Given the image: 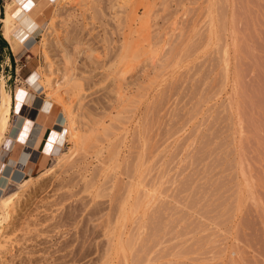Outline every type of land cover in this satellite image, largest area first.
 Segmentation results:
<instances>
[{"label": "rangeland", "instance_id": "rangeland-1", "mask_svg": "<svg viewBox=\"0 0 264 264\" xmlns=\"http://www.w3.org/2000/svg\"><path fill=\"white\" fill-rule=\"evenodd\" d=\"M24 1L26 2L24 3ZM34 1L35 0H0V28L1 25H3L1 30L11 32L17 30L20 22L17 17L9 13L12 12L17 2H21V7L26 10ZM41 1L42 0H36V3H40ZM125 1L127 0H63L58 4L53 1L45 2V6H42L44 11H41L43 15L35 18L39 27L32 33L31 43L18 53V55H15L13 70L8 79L6 88L12 91V93L14 92L13 96L15 100L17 99L16 94L18 91L22 90L23 93L28 91L24 99H21L23 100V103L21 102V114L26 116L29 120L25 122L19 137L26 135L27 138L34 120L40 123L43 128H46V133L44 140H42L41 147L39 148L41 153L39 162L36 163L39 159L38 157L37 160L31 161L36 164L24 166L18 162L13 163L15 171L10 180H6L2 177L1 170L4 164L8 162L6 158L10 156L12 160H15L16 157L9 155V153L7 154L5 151L0 154V196H8L15 192L17 194L9 219L0 224V230L3 229V236H5L4 239L6 240L0 247V264H124L121 263L122 253L119 251L118 243H126L127 240H131L134 244L131 250L128 249L126 251L129 263H136L137 259L139 261L140 257H142L145 252V254H148L146 258L155 257V260L150 259V261L145 262L144 259V261L141 259V263L159 264L175 261L173 263L219 264L221 261L220 264H228V262L232 263L231 258L237 254H241V251L244 250L246 255L258 262H255L256 264H264V213L261 209H250L246 202H234L230 208L231 211H228L225 215L226 217L224 216L222 220L216 217L212 218L211 216H201L194 210L189 209L186 222L179 221L181 230L179 227H176L177 223L174 226V222L179 220V214L165 217L166 219L164 218V223L170 222L169 219L173 220L174 222L170 227L172 229L174 226V229L177 231L173 230L172 233L167 235L169 239L172 237V240H169L171 242L168 240L165 241L164 237L166 235H164L163 241L160 240L161 235L164 233L163 231L156 233L155 230L151 229L147 224L145 225L146 228H142V232L141 229L138 228L140 224L139 221L125 219L115 210V207L113 208V203H117L114 201L115 199L113 200L114 188L121 170L113 167L109 162H105V157H107L105 149L108 143L107 140L111 142L123 140L120 148L121 152L124 154L128 146L132 145L131 140L135 133H141L140 135L142 136V128L150 125V128L152 127L151 135H153L155 139H161L165 148L161 146L162 148H158L159 151L157 149V154L161 155L158 159H161V163L162 159L163 161H169L168 163L171 167L168 169H170L172 174H170V172L165 173L164 179H169L168 176L174 175L183 164L185 166L187 165L184 170L185 175L188 173L193 175L195 184L197 182L198 184L206 182V184L209 183L208 185L212 189L220 185L219 187L221 188L219 189L222 191V198L220 196V199H217L218 195H212L210 198H206L207 200H213L215 198V202L213 201L215 204L219 205L221 200H223L222 203L226 205L230 203L232 199L230 198L227 200L228 202L225 203L226 199L231 197L234 193H232V191H235V189L242 191L244 182L240 173L238 171L236 172V169L232 167L234 166L233 164L238 162V153H240L238 139L240 137L241 140H244L248 144L252 142L255 143L256 141L254 148L257 147L260 152L261 147L264 146V139H259L262 135V137H264L262 133L264 132V106L261 103L260 106L258 104L257 106L256 104H253L254 106L252 105V107L255 108V110H252L253 108L250 109L254 112L252 116L257 119V123L261 118V121L259 120L260 125L257 123L255 125L253 124L255 128L253 127L252 133L251 130H243L246 132L243 137L240 135V132L237 131L238 125L234 107L232 106L229 111L227 106V109L225 108V105L228 101H231V99H233L232 103H234V100L243 101L248 99V101H263L264 99V0H223L224 6L221 4L222 0H142V2L141 0H128L130 6L134 5L135 7L132 6V8L140 15L144 11V7H148V29L151 30V36L155 34V39L153 37L152 41L157 40L155 44H153L154 46L152 45L154 48L160 51L162 50L161 43L164 41L171 42L173 38V43L171 44L176 45L174 39L178 41V38L181 40L185 39L186 36L189 38V42L192 40L191 45L192 47L194 46L193 49H190V53H188L187 56L171 57V60H174V58L175 60L171 61L169 59L167 65H165V59H160L159 54L156 53V59L152 56V58L148 60L149 55L146 57L147 59L142 57L140 60H143L141 62L139 61L140 63L138 62L136 67H127V64L121 61L118 56L116 57L114 53L115 45L118 44L121 36L120 32L127 29L126 20L129 17L130 7L128 5L129 3H125ZM222 6L226 9L225 12L223 11L224 27H226V29L223 31L224 34L222 33V38L224 39L222 40L225 42L224 47L227 48V50L229 49L228 51L226 50V56L228 55V57H226L228 58L227 66L230 70L228 71L229 73H227V79L222 75L221 70L225 63L218 58L219 55L217 53L215 54L218 48L215 36H217L216 33L219 31L218 29L220 26L217 25V22L219 23L218 16L220 17L217 12H219ZM54 11L56 13L55 15ZM243 17H246V19ZM50 18H53V25L52 27H47ZM210 19L215 22V25L212 23L213 30L216 29L214 31L215 33L212 35V39L207 33L208 30H205L209 26ZM243 24L245 28L242 27ZM246 25L250 26L247 27ZM46 27L48 28L47 32L45 29ZM202 28H204L203 31L206 32L202 33ZM198 29L203 34L202 38L201 35H196V32L201 34ZM243 30L246 32L242 33ZM247 31L250 34H248ZM180 33L182 36L179 35ZM246 33L248 37H246ZM253 33H255V35ZM242 34L244 37H242ZM234 35L238 36V38L241 37V41L236 37V42H240V44L238 43L239 47L236 43V49H239L238 52V49L236 50V53L232 50L231 44L232 36ZM204 37H206V39L203 41ZM249 37L250 39H246ZM209 38L211 40H209ZM243 38L248 41L245 45L244 42L246 40L243 41ZM160 39L161 41L159 42ZM222 40L220 42L224 45ZM252 41L254 43H252ZM159 44L161 45L159 46ZM246 44L249 48L246 47ZM250 44L254 47H251ZM152 46L150 47L153 48ZM166 46L167 45H165V47ZM64 48L69 52H67L68 54H72L71 63L64 61L66 62V64L64 63L65 65L62 64L63 60H65ZM244 49H246V51L243 53ZM247 51L249 54H247ZM251 53L253 57H250L252 56ZM215 55L218 59L214 58ZM157 58L160 59L159 62H156ZM237 58H239L238 62ZM147 61H151V63ZM152 61L155 62L153 63ZM248 61L251 63L253 61L255 62L248 64ZM45 62L49 64L47 69H45L44 66V64H46ZM235 63L244 64L238 65ZM147 64H149V67ZM150 65L152 67H150ZM61 68H65L63 69L65 73L70 72L68 70H71L70 74L74 72V76L77 77L76 81H78L76 84L67 83L62 84V86L59 84L60 87L58 86L57 92H54L48 80L52 81L53 79H58ZM236 68H240L241 71L245 70L242 71L244 73L243 77L246 75V78H248L247 80H245L246 78L243 79V81H248L249 79L247 86L245 81V83L243 82L242 84L239 81V84L235 85L238 83L235 78ZM220 73L221 76H223V80ZM256 74H258L257 78ZM220 78L221 80H219L220 82L217 84ZM249 83L251 85H249ZM255 84H257V87ZM240 85L241 88L244 86V91L242 89L244 92L243 97ZM195 87H197L196 90H194ZM231 89H233L234 93ZM259 89L260 91H258ZM119 90H122L121 92L125 91L123 93L127 96L129 95L127 101L139 100L141 103L139 104L140 108L136 114H131L134 105H128V115L127 112H125L126 109L122 111L120 114L123 115V120L121 119V122L118 123L115 122V117L118 111L122 109V106L119 104V101H122V99L120 97L118 98L119 94H117L120 92ZM235 90L237 93H235ZM238 90L240 91V95ZM249 90L251 91L249 92ZM252 92L256 93L252 96ZM162 93L164 94L163 97ZM257 95L259 97L261 96L260 99ZM130 96L133 98L132 100H130ZM45 99H49V101L52 102L51 107L48 112H39L37 109L41 107L40 104H42ZM27 101H29V103L25 104ZM196 102L198 105L195 104ZM154 104L159 106L156 108ZM62 105L72 110V117L74 120L72 119L70 124L66 125L68 122H66V118L64 117L66 115L62 111ZM148 108L152 110L150 113L147 112L149 110ZM256 108H258V110ZM156 110L158 111L156 112ZM259 110H261V113L255 114L256 111L259 113ZM258 115L260 117L259 119ZM19 116V114L16 115L14 120L13 117H9L8 128L11 127L9 134L12 136L16 135L20 127ZM139 119L141 121H139ZM174 119L178 123L174 124ZM150 120L154 123H151ZM183 120L185 121L183 122ZM82 121H84V133ZM111 122L113 124H111ZM109 123L111 125L115 124L113 127L111 126L112 130L109 129ZM184 123L186 124L184 125ZM72 124L74 126L73 128ZM177 124L178 127L176 128ZM87 126L89 130L92 129L93 133L86 130ZM173 126H175L177 130H175ZM67 127L69 128L68 130ZM105 128H108V131L111 130L112 132L106 131L107 133H104L105 130L103 131V129ZM80 129H82V133L80 132V134L86 136L93 134L94 137L97 136L96 138H99L98 135H100L102 138H99L98 143L93 147L92 145L90 147L88 146L89 143H86L87 140L85 141L86 144L84 141L82 143V140H80L81 138L79 141L77 140L79 143L81 142L80 144H78V142L77 144L76 142L73 143L74 141L71 138L75 132L74 137H76L78 135L77 133H79L77 131ZM165 129L170 131L168 135L164 134L167 132ZM193 129L195 130L193 131ZM249 129H252V126ZM173 130L175 133L177 132L175 134L176 136ZM254 131H257L256 133L258 135ZM96 132L97 134H95ZM190 132L192 134H190ZM58 133L60 137L58 152L64 153L66 157L71 153H75L76 155H72V158L74 157L73 159L75 160L71 159L69 155V160L67 158V160L57 161L56 156L50 153L54 149L52 146H54L58 138ZM104 135H106L107 139L105 138L103 142ZM167 137L168 140H166ZM207 137L211 139L208 140ZM249 137L252 139V142H250ZM5 138L7 143V135ZM86 138H88V136ZM25 140L19 139L18 141L24 143ZM163 140H166V142ZM167 143L169 144L167 145ZM202 143L205 145L208 143V145H206V150L209 152V155L201 161H197L198 164L196 165L195 163L197 162H192L190 166V160L184 158V149L189 151ZM165 144L167 147H165ZM178 145L180 147H176ZM250 146L253 145L251 144ZM101 147L102 152H96V150ZM85 148L88 151H85L86 154L84 152V150H86ZM257 148L255 149L257 150ZM6 151L8 150L6 149ZM258 151L256 154L253 148L251 149L253 155H257V157L260 158L259 161L256 160L255 164L262 169L260 172H257L258 177L262 180L264 177L262 175L264 173V155L260 157L261 153L258 154ZM4 152L5 155L2 159ZM66 157L63 159H66ZM213 159L216 160L214 161ZM67 161H69L68 163L70 164H67ZM63 162H65V164H63ZM25 178L29 179V181L25 186H21ZM239 180L242 181V185ZM258 181L260 180H257V182ZM112 184L114 185L113 188H111ZM235 184H237V188ZM107 190H109V193ZM121 192L122 191H120V193ZM261 192L264 196V183L258 182L254 195L258 202H264L259 201L260 195L258 194ZM263 196L260 197V200H264ZM161 198L166 199V196L163 194ZM263 204L264 203H261V205ZM261 208L264 211V206ZM236 209L238 210L236 211ZM257 209L263 214H260L261 212ZM235 211L238 216H235L237 215ZM244 211L246 215L251 212L248 216L247 223L243 220V215L245 216V213H243ZM255 211L257 215H255ZM133 222H136V225ZM230 225H232V227ZM182 226L183 228L187 227V229H182ZM178 231L183 235H180ZM173 233H175V235ZM214 234L216 235L218 243L217 246L212 247L211 244L208 242L206 243V241L210 235L215 237ZM202 235L204 237H202ZM173 236H175L174 240ZM243 238L244 241L242 240ZM157 240L162 242L157 244ZM202 244L204 246H202ZM140 247L143 249L140 250ZM187 247L188 249L186 250ZM182 250L186 252L184 253L185 259L172 256L174 253ZM133 253L136 256L139 255L137 259ZM132 256L136 259L135 262L131 260Z\"/></svg>", "mask_w": 264, "mask_h": 264}, {"label": "bare ground", "instance_id": "bare-ground-1", "mask_svg": "<svg viewBox=\"0 0 264 264\" xmlns=\"http://www.w3.org/2000/svg\"><path fill=\"white\" fill-rule=\"evenodd\" d=\"M50 1H53V2H56L57 4L58 3H60V2H62L63 0H50ZM128 1V0H127ZM127 1H125V3H129V1L127 2ZM132 1V0H131ZM166 1V0H165ZM169 1V0H168ZM189 1V0H188ZM210 1V0H209ZM239 1V0H238ZM84 2V1H83ZM141 2H142V0H141ZM216 2V1H215ZM124 3V2H123ZM133 3V2H132ZM149 3V2H148ZM226 3V2H225ZM63 4V3H62ZM141 4V3H140ZM146 4V3H145ZM217 4H218V2H217ZM221 4H223V6H224V2H223V0H222V3ZM227 4V3H226ZM129 5V17L127 18V29L125 30V31H123V32H120L121 33V36H120V38H119V42H118V44L117 45H115V48H114V53H115V55H116V57L118 56L119 57V59L121 60V61H123L124 63H126L127 64V67H136L137 66V64H138V62L140 61H142V60H140L142 57H145V59H147L146 57H148V55H149V57H148V60H149V58H152V56H153V58H155L156 59V53L157 54H159V57H160V59L161 58H164L165 59V61H166V64L165 65H167V63H168V60L170 59L171 60V57L173 58V57H175L176 58V56L178 57H181V56H187L188 55V53H190L189 51H190V49H193V47H192V45H191V43H192V40H191V42H189L188 40H189V38H187V36H186V38L185 39H181V40H179V38H178V41L177 40H175L174 39V43L176 44V45H174V44H171V43H173V38H172V40H171V42L170 41H164L163 43H161V44H159V46L161 45V49L162 50H157L156 48H154L153 46V44H155V42L157 41V40H155V41H152V39H153V37H154V35L153 36H151L150 34H151V30L150 29H148V24H147V22H149L148 21V15H149V9H148V7L147 6H145L144 8V11L141 13V15L140 14H138V13H136V10L134 9V8H132V6L133 7H135L134 5H132V6H130V3L128 4ZM178 5V4H177ZM222 6V8L219 10V12H217V13H219L218 15H220V17L218 16V20H219V23L217 22V25L219 26V31L216 33L217 34V36H215V38H216V42H217V49H216V52H215V54L217 53L218 55H219V59H221L222 61H224V65H223V67H222V75L227 79V73H229L228 71H230L229 70V67L227 66V62H228V58H226V57H228V55L226 56V50H227V48H225L224 46H225V42L223 41L224 39L222 38V33H223V31H224V29H226V27H224V20H223V18H224V13H223V11L225 12V8ZM241 6H243V5H241ZM244 6H245V4H244ZM220 7V6H219ZM219 7H216V8H219ZM55 8V7H54ZM183 8V7H182ZM227 8V7H226ZM240 8V7H239ZM169 9V8H168ZM176 9V8H175ZM243 9V8H242ZM152 10V9H151ZM18 11V10H17ZM21 11V10H20ZM170 11V10H169ZM208 11H210V10H208ZM201 12V11H200ZM200 12H199V14H200ZM188 13H189V11H188ZM216 13V14H217ZM246 13V12H245ZM22 14H24L23 15V18L21 19V22H20V26L18 27V29L16 30V31H14L15 32V36L16 37H18L17 39H14V38H12V41H11V43H12V45L13 46H19V45H27L28 46V44H30L31 43V40H32V33H33V30L36 28V27H39V25H37V23L35 22V21H33L32 19L33 18H30L31 16L28 14V13H22ZM56 13H55V11H54V15H55ZM138 14V15H137ZM244 14V13H243ZM54 15H53V18H54ZM245 15V14H244ZM243 15V16H244ZM248 15V14H247ZM252 15V14H251ZM34 16V15H33ZM94 16V15H93ZM151 17V16H150ZM149 17V18H150ZM251 17V16H250ZM53 18H50V20H48V25H47V27H52V23H53ZM208 18H210V17H208ZM217 18V17H216ZM244 19H246V17H243ZM199 19V18H198ZM239 19V18H238ZM20 20V19H19ZM247 20H248V17H247ZM250 21V20H249ZM129 22V23H128ZM189 22H191V21H189ZM206 22V21H205ZM248 22V21H247ZM254 22V21H253ZM11 23V22H10ZM124 23V22H123ZM212 23L214 24L215 22L212 20L211 21V19H210V21H209V26H208V28L207 29H205L206 31L208 30V34L210 35L209 37L212 39V35L215 33L214 31L216 30H213V28H212ZM233 23V22H232ZM245 23V22H244ZM250 23V22H249ZM205 24V23H204ZM257 24V23H256ZM185 25V24H184ZM192 25V24H191ZM215 25V24H214ZM236 25V24H235ZM251 25H252V23H251ZM151 26V25H150ZM193 26V25H192ZM203 26V25H202ZM225 26H226V24H225ZM247 27L248 26H250V25H246ZM45 28L46 29V32H47V30H48V28ZM176 27V26H175ZM184 27V26H183ZM182 27V28H183ZM207 27V26H206ZM221 27V28H220ZM230 27V26H229ZM240 27V26H239ZM242 27H244L245 28V25L243 24V26ZM180 28H181V26H180ZM194 28V27H193ZM236 28V27H235ZM244 28H242V29H244ZM203 29L204 28H202V31H203ZM240 29V28H239ZM123 30V29H122ZM258 30V29H257ZM156 31V30H155ZM180 31V30H179ZM181 31H183V30H181ZM198 31H199V29H198ZM206 31H203L202 33H204V32H206ZM238 31V30H237ZM8 32V31H7ZM200 33H201V31H199ZM240 32V31H239ZM245 33L246 31L245 30H243L242 31V33ZM11 33V32H10ZM182 33V32H181ZM179 34V35H181L182 36V34ZM198 34V32H196V35L197 36H199V35H201V38L203 37L202 35L203 34ZM234 33V32H233ZM241 33V32H240ZM247 33H248V31H247ZM247 33H246V37H248L247 36ZM259 33V32H258ZM224 34V33H223ZM239 34V33H238ZM237 34V35H238ZM248 34H250V33H248ZM254 35H255V33H253ZM257 34V33H256ZM49 35H50V33H49ZM205 35V34H204ZM11 36V35H10ZM157 36V35H156ZM240 36H241V34H240ZM49 37V36H48ZM47 37V38H48ZM196 37V36H195ZM224 37V36H223ZM236 37H237V39H240V41H241V37H239L238 38V36H232V42H231V44H232V50L236 53V50L238 49H236V47H237V44L239 43L240 44V42H236ZM242 37H244V35L242 34ZM209 38V40H211ZM154 39H155V37H154ZM194 39H196V38H194ZM198 39V38H197ZM206 39V37H204V39H203V41ZM208 39V38H207ZM223 39V40H222ZM246 39H250V37L249 38H246ZM246 39H242L243 41L244 40H246ZM48 40V39H47ZM170 40V39H169ZM222 40V42H224L223 44L224 45H222L221 44V41ZM161 41V39L159 40V42ZM193 41H195V40H193ZM208 41V40H207ZM237 41H239V40H237ZM242 41V42H243ZM247 41V40H246ZM244 42V45H245V43H248V41L247 42ZM200 42V41H199ZM50 43V42H49ZM197 43V42H196ZM237 43V44H236ZM251 43V42H250ZM252 43H254L253 41H252ZM74 44V43H73ZM77 44V43H76ZM75 44V45H76ZM195 44V43H194ZM239 44H238V47H239ZM46 45V44H45ZM67 45V44H66ZM74 45V47L76 48V46ZM79 45V44H78ZM153 45V46H152ZM165 45H167L166 47H165ZM197 45V44H196ZM244 45H242L243 47H244ZM247 45V44H246ZM253 45V44H252ZM150 46H152L153 48H151ZM228 46V45H227ZM250 46H251V44H250ZM65 47V46H64ZM79 47V46H78ZM149 47V48H148ZM243 47H240V48H243ZM246 47H248L249 48V46L247 45ZM246 47H244V48H246ZM251 47H254V46H251ZM110 48V47H109ZM259 48H260V46H259ZM74 49V48H73ZM195 49V48H194ZM255 49V48H254ZM15 50H17V49H15ZM63 50H65V48L63 49ZM229 50V49H228ZM227 50V51H228ZM242 50V49H241ZM74 51V50H73ZM239 51V49L237 50V52ZM244 51H246V49H244L243 50V53H244ZM65 52V54H64V59L65 60H63V58H62V60H63V63L62 64H66V62H69V63H71V58H72V54L70 53V54H68L69 52L67 51V50H65L64 51ZM68 52V53H67ZM193 53H195L194 51H192ZM250 52V51H249ZM255 52V51H254ZM242 53V52H241ZM246 53V52H245ZM227 54H228V52H227ZM234 54V53H233ZM247 54H249L248 53V51H247ZM246 54V55H247ZM114 55V54H113ZM154 55H155V57H154ZM246 55H244L245 57H247ZM251 55H252V53H251ZM234 56V55H233ZM250 57H253V55L252 56H250ZM175 58H174V60H175ZM214 58H217L216 57V55L214 56ZM217 58V59H218ZM240 58H243V57H240ZM46 59V58H45ZM154 59V60H155ZM159 58H157V60H156V62H159L160 61V59L158 60ZM226 59H227V61H226ZM238 59L239 58H237V62H238ZM256 59V58H255ZM153 60V59H152ZM174 60H171V61H174ZM180 60H182V59H180ZM185 60V59H184ZM261 60V59H260ZM64 61H66V62H64ZM245 61V60H244ZM249 61H250V59H249ZM247 62L248 64L250 63V64H252L253 62H255V61H253L252 63L251 62ZM258 61H259V59H258ZM139 62V63H140ZM148 63H151V61L149 62V61H147ZM153 62V61H152ZM155 62V61H154ZM153 62V63H154ZM46 63V62H45ZM50 63V62H49ZM165 63V62H164ZM170 63V62H169ZM172 63V62H171ZM216 63V62H215ZM247 63H245V64H247ZM264 63V62H263ZM64 64V65H65ZM158 64V63H157ZM202 64V63H201ZM235 64H238V63H235ZM239 64H241V65H243L244 63H239ZM238 64V65H239ZM148 65V67H149V64H147ZM153 65V64H152ZM170 65V64H169ZM44 66H45V69H47V67L49 66V64H44ZM140 66H141V64H140ZM157 66V65H156ZM150 67H152L151 65H150ZM165 67V66H164ZM168 67V66H167ZM166 67V68H167ZM238 67H240V66H238ZM250 67H251V65H250ZM154 68H155V66H154ZM165 68V69H166ZM242 68V67H241ZM249 68V67H248ZM263 68H264V66H263ZM262 68V69H263ZM63 69H65V68H63ZM63 69L61 68L60 69V74H59V77H58V79H53L52 81H50V80H48V82H50V85L52 86V88H53V91L54 92H57L56 90H57V88H58V86H59V84L62 86V84H67V83H73V84H76V82L78 81H76V78L77 77H75L74 76V72H73V74L71 73L70 74V72H71V70H68V71H70V72H68V73H65L64 71H63ZM73 69V68H72ZM147 69V68H146ZM247 69V68H246ZM261 69V70H262ZM62 70V71H61ZM145 70V69H144ZM207 70V69H206ZM257 70V69H256ZM258 70H259V68H258ZM147 71V70H146ZM187 71V70H186ZM242 71H245V70H242ZM241 71V69L240 68H236V74H235V78H236V80L238 81V83L237 84H235V85H238L239 84V81H240V83L242 84L245 80H247V78H246V75H244V77H243V72ZM263 71V70H262ZM54 72V71H53ZM66 72H67V70H66ZM196 72V71H195ZM247 72H248V69H247ZM257 72V71H256ZM154 73V72H153ZM246 73V72H245ZM146 74H148V73H146ZM145 74V75H146ZM161 74V73H160ZM233 74V73H232ZM258 74H256V78L258 77L257 76ZM220 76H221V73H220ZM223 76H221L222 77V80H223ZM227 76V77H226ZM189 77V76H188ZM151 78V77H150ZM246 78V79H245ZM46 79H48V78H46ZM243 79H245L244 81H243ZM252 79V78H251ZM251 79H250V83H251ZM200 80H201V78H200ZM219 80H221V78L220 79H218V83L217 84H219ZM235 80V81H236ZM260 80H262V79H260ZM248 81H249V79H248ZM248 81H245L247 84H246V86L248 85ZM187 82H188V80H187ZM229 82V81H228ZM244 82V83H245ZM252 82H253V80H252ZM256 82V81H255ZM3 83H4V81H3V79H1V81H0V154H1V152H3L4 151V149H5V147H7V145L9 144V142H12V141H15V138H11L10 137V134H9V131H10V128H8V120H9V111H10V95L8 94V93H6L5 92V89H4V87H3ZM40 83V82H39ZM173 83H175V82H173ZM178 83V82H177ZM196 83V82H195ZM227 83V82H226ZM249 83V85H251ZM41 84V83H40ZM79 84V83H78ZM115 84V83H114ZM263 84H264V82H263ZM257 84H255V86H256ZM68 86V85H67ZM202 86V85H201ZM244 86H245V84H244ZM244 86H242V88H241V85H240V88H241V94H242V97H243V91H244V89H243V87ZM245 86V87H246ZM259 86V85H258ZM43 87V86H42ZM60 87V86H59ZM66 87V86H65ZM126 87V86H125ZM257 87V86H256ZM143 88V87H142ZM237 88H239V87H237ZM237 88H236V90H237ZM252 88V87H251ZM259 88V87H258ZM257 88V89H258ZM60 89V88H59ZM119 89V88H118ZM197 89V87H195V89L194 90H196ZM208 89V88H207ZM242 89H243V91H242ZM193 90V91H194ZM232 90V92H233V89H231ZM236 90H235V93H237L236 92ZM263 90V89H262ZM120 91V92H119ZM118 92L119 93H117V94H119L118 95V98L120 97L121 99H122V101H119V104L122 106V109H120L121 111H118V113H117V116L115 117L116 118V121L115 122H121V119L123 120V118H122V114H120L122 111H124L125 109H126V111L125 112H127V115H128V111H129V108L127 109V106L129 105V106H133L134 105V107H133V109L131 110L132 112H131V114H136V112L139 110V108H140V106H139V104L141 103L139 100L138 101H133L132 99V97L130 96V100H132V101H127L128 99H129V95L127 96L125 93H123V92H125V91H123V92H121L122 90H119ZM167 91V90H166ZM239 91V90H238ZM245 91H246V88H245ZM251 90H249V92H250ZM252 91H253V88H252ZM258 91H260V89L258 90ZM64 92V91H63ZM66 92H68V91H66ZM163 92H165V91H163ZM208 92V91H207ZM207 92H205V93H207ZM134 93V92H133ZM132 93V94H133ZM139 93V92H138ZM197 93V92H196ZM234 93V92H233ZM233 93H232V95H233ZM254 93H256V92H254ZM254 93L252 92V96L254 95ZM264 93V92H263ZM56 94V93H55ZM67 94V93H66ZM160 94V93H159ZM201 94H202V92H201ZM246 94H248V93H246ZM258 94H259V92H258ZM52 95V94H51ZM50 95V96H51ZM54 95V94H53ZM137 95V94H136ZM136 95H134V96H136ZM239 95H240V91H239ZM49 96V97H50ZM164 96V94L162 93V97ZM171 96V95H170ZM234 96V95H233ZM238 96V95H237ZM258 96V95H257ZM142 97V96H141ZM194 97H195V92H194ZM199 97V96H198ZM241 97V98H242ZM259 97V96H258ZM261 97V96H260ZM260 97H259V99H260ZM69 98V97H68ZM209 98V97H208ZM207 98V99H208ZM234 98V97H233ZM238 98H239V96H238ZM248 98V97H247ZM76 99V98H75ZM135 99V98H134ZM154 99V98H153ZM156 99V98H155ZM205 99V98H204ZM203 99V100H204ZM243 99V98H242ZM251 99V98H250ZM255 99V98H254ZM258 99V98H257ZM232 100L233 99H231V101H228L227 103H226V105H225V108H226V106H227V108L229 109V111H230V108L233 106L234 107V112H235V114H236V117H237V131H239L240 132V135H244L246 132H244L245 130H247V131H249V130H251V133L253 132L252 130H253V127L255 128V126H253V124L255 125L257 122V119H255V117H253L252 116V113H254V112H252V110H255V108H253L252 107V105L254 104H256V106H257V104L260 106V103L261 104H263V106H264V99H263V101H257V100H255V101H248V99L246 100H243V101H240V100H234V103H232ZM152 101V100H151ZM191 101V100H190ZM189 101V102H190ZM61 102H64V101H61ZM153 102V101H152ZM199 102H201V101H199ZM263 102V103H262ZM51 103L52 102H50L49 101V99H45L44 100V103H43V106L41 107V111L42 112H48V110H49V108L51 107ZM71 103V102H70ZM148 103V102H147ZM151 103V102H150ZM157 103V102H156ZM155 103V104H156ZM162 103V102H161ZM202 103V102H201ZM200 103V104H201ZM64 104V103H63ZM154 104V106H156ZM158 104H160V103H158ZM196 105H198L197 104V102L195 103ZM78 105V104H77ZM147 105V104H146ZM161 105V104H160ZM203 105V104H202ZM253 105V106H254ZM67 106V105H66ZM157 106H159V105H157ZM157 106H156V108H157ZM162 106V105H161ZM182 106V105H181ZM193 106V105H192ZM223 106V105H222ZM62 107H63V109H62V111H63V113L66 115V116H64L65 118H66V122H68V123H66V125L67 124H70V122L72 121V119H73V117H72V110L71 109H69V108H67V107H65V106H63L62 105ZM126 107V108H125ZM217 107V106H216ZM162 108V107H161ZM160 108V109H161ZM191 108V107H190ZM226 108V109H227ZM251 108H253L252 110H250ZM260 108V107H259ZM79 109V108H78ZM150 111H149V110ZM147 110V112H151L152 110H151V108H148ZM159 109V110H160ZM175 109V108H174ZM214 109V108H213ZM233 109V108H232ZM257 110H258V108H256ZM261 109V108H260ZM40 110V109H39ZM154 110V109H153ZM191 110H192V108H191ZM217 110H218V108H217ZM262 110V109H261ZM261 110H259V113H258V111H256L255 112V114H260L261 112ZM141 111V110H140ZM158 110H156V112H157ZM194 111V110H193ZM215 111V110H214ZM251 111V112H250ZM79 112V111H78ZM124 112V113H125ZM155 112V111H154ZM153 112V113H154ZM156 112H155V114H156ZM186 112H187V110H186ZM185 112V113H186ZM196 112V111H195ZM199 112V111H198ZM217 112V111H216ZM174 113V112H173ZM188 113H189V111H188ZM230 113H233V112H230ZM79 114H80V112H79ZM84 114V113H83ZM82 114V115H83ZM187 114V113H186ZM188 115V114H187ZM74 116H76V115H74ZM85 116V115H84ZM83 116V117H84ZM150 116V115H149ZM155 116V115H154ZM154 116H152V117H154ZM180 116V115H179ZM194 116V115H193ZM196 116V115H195ZM234 116V115H233ZM147 117V116H146ZM157 117H158V115H157ZM184 117H185V115H184ZM213 118H215L214 116H212ZM223 117V116H222ZM126 118V117H125ZM149 118H151V117H149ZM177 118H179V117H177ZM260 117H259V115H258V119H259ZM77 119H79V118H77ZM155 119V118H154ZM158 119V118H157ZM157 119H156V121H157ZM216 119V118H215ZM263 119V118H262ZM74 120V119H73ZM153 120V119H152ZM175 120V119H174ZM181 120V119H180ZM209 120V119H208ZM260 121H261V118L259 119ZM259 120H258V123L257 124H259ZM76 121V120H75ZM78 121V120H77ZM85 121V120H84ZM84 121H82L83 122V125H82V128L84 127ZM139 121H141L140 119H139ZM173 121V120H172ZM178 121H179V119H178ZM185 120H183V122H184ZM79 122V121H78ZM78 122H76V123H78ZM96 122H98V121H96ZM113 122V121H112ZM111 122V124H113ZM150 122H151V120H150ZM153 122V121H152ZM151 122V123H152ZM180 122V121H179ZM263 122V121H262ZM75 123V122H74ZM80 123H81V120H80ZM142 123V122H141ZM154 123V122H153ZM156 123V122H155ZM168 123V122H167ZM175 123H178V122H176V120H175V122H174V124ZM212 123V122H211ZM94 124V123H93ZM110 124V123H109ZM110 124V128L109 129H111L112 130V128H111V126L113 127L114 125H111ZM150 124V123H149ZM171 125H173L172 123H170ZM186 123H184V125H185ZM195 124V123H194ZM215 124H216V122H215ZM78 125V124H77ZM108 125V124H107ZM138 125V124H137ZM260 125V124H259ZM37 126V125H36ZM103 126V125H102ZM181 126V125H180ZM236 126V125H235ZM251 126H252V129H249V128H251ZM264 126V125H263ZM74 126H73V124H72V128H73ZM77 127V126H76ZM75 127V128H76ZM79 127L81 128V125L79 124ZM90 127V126H89ZM122 127V126H121ZM138 127H139V125H138ZM156 127V126H155ZM169 127H170V125H169ZM168 127V128H169ZM174 127V129H175V126H173ZM178 127V124L176 125V128ZM210 127V126H209ZM218 127V126H217ZM257 127V126H256ZM260 127V126H259ZM91 128V127H90ZM98 128V127H97ZM96 128V129H97ZM115 128H116V126H115ZM120 128V127H119ZM180 128V127H179ZM261 128V127H260ZM260 128H259V130H260ZM264 128V127H263ZM69 128L67 127V130H68ZM114 129V128H113ZM143 129V135L141 136L140 134H138V132H137V134L135 133V135L132 137V145H130V146H128V149H127V151L123 154L122 152H121V142L123 141H119V140H116V141H110V140H107V145L105 146V149H106V153H107V157H105V159H106V161L105 162H109L113 167H115V168H119L120 170H121V172H120V175H119V178L117 179V181H116V184H115V192H114V197H113V200L115 201V202H117L116 204L115 203H113L114 204V206H113V208L115 207V210L118 212V213H120L121 214V216H123L125 219H130V220H137V221H139V227L138 228H140L141 229V231H142V228H146L145 227V225H149V227L151 228V229H153V230H155V232L156 233H159L160 231H163L164 233L161 235V237H160V240H163L164 241V239H163V237H164V235H166L164 238H165V241L166 240H172L171 238L172 237H170V239L167 237V235L168 234H170V233H172V231L173 230H175L174 228V226H175V224L177 223V226L176 227H179V221H185L186 222V218L188 217V215H189V212H188V210L189 209H192V210H194L197 214H199V215H201V216H211L212 218L213 217H216V218H219V219H223V217L228 213V211H231L230 210V208L232 207V203H234V202H236V203H240V202H246V204H248V207L250 208V209H252L253 208V210H254V208H259V209H261V211L264 213V211L262 210V208L261 207H263L264 206V204L263 205H261V203H264V202H258V200L256 199V197L254 196L255 195V189H256V185H258V182H260V183H264V181H263V179H264V177H263V179L261 180L259 177H258V175H257V172H260V170H262L259 166H257L256 164H255V162H256V160H258L259 161V159L260 158H258L257 157V155L255 156V155H253V153L251 152V149L253 148V150H254V152H256V154H257V151H258V148L257 147H255V148H257V150L254 148V146H255V143H256V141H255V143L254 142H252L251 140V136L249 137V140H250V142H252V143H246L244 140H241V138L239 137V139H238V143H239V151H240V153H238L239 154V157H238V162L237 163H235V164H233L234 166H232L233 168H235L236 170V172L238 171L239 173H240V175H241V178H242V180H243V182H244V185H243V189H242V191H240V190H236L235 189V191H232V195H231V197H228V195H227V197H228V199H226L225 197V199H226V201H225V203L226 202H228L227 200H229L230 198H232L231 200H230V203H228V204H223L222 202H223V200H221V202H220V204L218 205V204H215L214 202H215V198L213 199V200H210V199H206L207 197L208 198H210L212 195H218V197H217V199H220L219 197L221 196V198H222V191H220V189L219 188H221V187H219V186H216L215 188H210V186L208 185L209 183H207L206 184V182L205 183H201V184H198V182L195 184V182H194V176L193 175H191V174H187V175H185V173H184V170H185V168L187 167V165L185 166V165H181L180 167H179V169H178V171L174 174V175H170V177L168 176V178L169 179H164L165 178V173H167V172H170V169H168L169 167H170V165H169V161L167 162V160L166 161H163V159H162V163L160 162V160L161 159H158V157H160L161 155H159V154H157V149L159 148H162L161 146H163V142L161 141V139H155L154 138V136L153 135H151V131H152V127L150 128V125L149 126H144V128H142ZM172 129V128H171ZM197 129V128H196ZM207 129V128H206ZM209 129H211V128H209ZM72 130V129H71ZM86 130H89L88 129V126H87V128H86ZM105 130V131H104ZM111 130H109L108 131V128H105V129H103V131H104V133L107 131V132H110ZM149 130H150V133H149ZM166 130V129H165ZM175 130H177V129H175ZM195 129H193V131H194ZM208 130V129H207ZM217 130V129H216ZM244 130V131H243ZM53 131H55V130H53ZM76 131V130H75ZM82 131V129H80L79 131H77V132H79V133H77L78 135L76 136V137H74L75 136V133L73 134V137L71 138V139H73V143H75L76 142V144H77V142L79 141V139L80 140H82V143H83V141H84V143H85V141H86V143L88 142L89 143V147L92 145V147L93 146H95L97 143H98V139L99 138H102V137H100V135H98L99 136V138H96L97 136L95 135V134H97V132L94 134L96 137H94L93 136V134H89V135H87L88 136V138H86L87 136L86 135H84V134H80V132ZM90 131V133L92 132V129H90L89 130ZM95 131V130H94ZM97 131V130H96ZM142 131V130H141ZM167 131V130H166ZM165 131V132H166ZM193 131H192V133H193ZM68 132V131H67ZM72 132H73V130H72ZM87 132V131H86ZM106 132V133H107ZM112 132V131H111ZM116 132V131H115ZM156 132V131H155ZM201 132V131H200ZM200 132H198V133H200ZM255 132V131H254ZM257 132V131H256ZM255 132V133H256ZM258 132H260V131H258ZM262 132V131H261ZM82 133V132H81ZM83 133H84V128H83ZM88 133V132H87ZM93 133V132H92ZM103 133V134H104ZM168 133H170V131L168 130L166 133H164V134H167L168 135ZM173 133H174V135L177 133H175V131L173 130ZM191 132H190V134H192ZM263 134H264V132H262ZM34 134H35V131H34ZM61 134V133H60ZM80 134V135H79ZM156 134H158V133H156ZM163 134V135H164ZM185 134V133H184ZM215 134V133H214ZM214 134H212V135H214ZM250 134V133H249ZM257 134V133H256ZM6 135H7V143H6ZM36 135V134H35ZM125 135V134H124ZM123 135V136H124ZM183 135V134H182ZM250 135H252V134H250ZM258 135V134H257ZM176 136V135H175ZM208 136V135H207ZM254 136V135H253ZM256 136V135H255ZM261 136V135H260ZM263 136V135H262ZM260 137L259 139L261 140V138L262 139H264V137ZM85 137V138H84ZM125 137V136H124ZM143 137V138H142ZM172 137H173V134H172ZM179 137V136H178ZM182 137V136H181ZM187 137V136H186ZM244 137V136H243ZM257 137V136H256ZM34 138V137H33ZM59 133H58V138H57V140H56V142H55V144H54V146H52L54 149L50 152L52 155H54V156H56V160L57 161H60V160H67V158H68V160H69V155H70V157H71V159H73L72 158V155H74L73 153H71V154H67L68 155V157H66V155H64V153H61V152H58V149H59V143H60V141H59ZM105 138H106V135H104V138H103V142L105 141ZM142 138V139H141ZM208 138V140L209 139H211V138H209V137H207ZM226 138V137H225ZM245 138H248V137H245ZM253 138V137H252ZM71 139H69V140H71ZM107 139V138H106ZM255 139H257V138H255ZM254 139V140H255ZM78 140V141H77ZM166 140H168V137H167V139ZM166 140H163V141H165L166 142ZM180 140V139H179ZM181 140H182V138H181ZM187 140V139H186ZM203 140V139H202ZM248 140V141H249ZM253 140V141H254ZM102 142V141H101ZM168 142V141H167ZM181 142V141H180ZM221 142V141H220ZM81 143V142H80ZM79 142H78V144H80ZM85 143V144H86ZM87 143V144H88ZM184 143H186V142H184ZM200 143V142H199ZM209 143V142H208ZM208 143L206 144V145H208ZM258 143V142H257ZM28 144V143H27ZM75 144V145H76ZM85 144H83V145H85ZM102 144V143H101ZM169 143H167V145H168ZM253 145V146H250V145ZM259 144V143H258ZM263 144V143H262ZM29 145V144H28ZM32 145V144H31ZM82 145V146H83ZM142 145H143V147H142ZM174 145V144H173ZM206 145L204 144V143H202V144H200V145H197L196 147H194L193 149H191V150H189V151H187V150H185L184 149V152H185V154H184V158H188V160H190V162L189 163H191L190 164V166L192 165V162L193 163H195V162H197V161H201L202 159H204V158H206V156L207 155H209V152H207V150H206ZM1 146H4V147H1ZM79 146V145H78ZM77 146V147H78ZM87 146V147H88ZM193 146V145H192ZM104 147V146H103ZM165 147H167L166 146V144H165ZM176 147H180L179 145L178 146H176ZM175 147V148H176ZM263 148H264V146H262ZM261 147V150H260V152L258 151V154L259 153H261L260 154V157H261V155H264V152H261V151H264L263 150V148ZM82 148V147H81ZM163 148H164V146H163ZM218 148V147H217ZM251 148V149H250ZM78 149V148H77ZM79 149H80V147H79ZM86 149V148H85ZM92 149V148H91ZM104 149V150H105ZM159 149H158V151H159ZM165 149V148H164ZM177 149V148H176ZM183 149V148H182ZM241 149V150H240ZM260 149V148H259ZM73 150V149H72ZM256 150V151H255ZM85 151H87V149L86 150H84V152ZM163 151V150H162ZM177 151V150H176ZM176 151H174V152H176ZM215 151V150H214ZM217 151V150H216ZM70 152H72V151H70ZM77 152V151H76ZM88 152V151H87ZM94 152V151H93ZM93 152H92V154H93ZM96 152H99V153H101L102 152V147L100 148V149H97L96 150ZM105 153V152H104ZM159 153V152H158ZM163 153H165V152H163ZM263 153V154H262ZM85 154H86V152H85ZM157 154V155H156ZM166 154V153H165ZM39 155L41 156V153H39ZM66 157V159H63V158H65L64 156ZM76 155V154H75ZM99 155V154H98ZM159 155V156H158ZM222 155V154H221ZM1 156V155H0ZM24 156H26V154H24ZM24 156H23V158H24ZM40 156H39V158H40ZM82 156V155H81ZM87 156V155H86ZM156 156H157V158H156ZM175 156V155H174ZM100 157H101V155H100ZM256 157H257V159H256ZM163 158V157H162ZM179 158H181V157H179ZM213 158V157H212ZM224 158V157H223ZM71 159H70V161H71ZM82 159V158H81ZM178 159V158H177ZM39 160V159H38ZM73 160H75V159H73ZM98 160V159H97ZM214 161L216 160V159H213ZM1 161V160H0ZM61 161V162H62ZM171 161V160H170ZM261 161V160H260ZM25 162V161H24ZM38 162V161H37ZM36 162V163H37ZM69 161H67L66 163L67 164H70V163H68ZM220 162V161H219ZM230 162V161H229ZM1 163V162H0ZM35 162L34 163H29V164H36ZM73 163H74V161H73ZM186 163H187V160H186ZM63 164H65V162H63ZM62 164V165H63ZM170 164L172 165V163L170 162ZM174 164H175V162H174ZM188 164V163H187ZM196 164H198V162L197 163H195V165ZM199 164H200V162H199ZM195 167V166H194ZM193 167V168H194ZM227 167H229V166H227ZM231 167V166H230ZM171 168V167H170ZM198 168V167H197ZM213 168V167H212ZM94 169V168H93ZM159 169H161V170H159ZM207 170V169H206ZM9 171V170H8ZM199 171H200V169H199ZM263 172V171H262ZM261 172V173H262ZM46 174V173H45ZM170 174H172L171 172H170ZM201 174V173H200ZM236 174V173H235ZM167 175V174H166ZM198 175V174H197ZM237 175H238V173H237ZM236 175V176H237ZM239 175V176H240ZM263 176H264V173L262 174ZM164 176V177H163ZM113 177V176H112ZM10 178V177H9ZM109 178V177H108ZM238 178V177H237ZM199 179V178H198ZM210 180V179H209ZM257 180H260V181H258L257 182ZM28 181H29V179H27V178H25L24 180H23V183L21 184V186H25L27 183H28ZM208 181V180H207ZM221 181V180H220ZM240 181V184L242 185V181L241 180H239ZM263 181V182H262ZM114 182V181H113ZM204 182V181H203ZM209 182V181H208ZM221 182H223V181H221ZM90 183V182H89ZM225 183V182H224ZM228 183V182H227ZM226 184V183H225ZM238 184H239V182H238ZM113 185V184H112ZM111 185V188H113L114 187V185L112 186ZM217 185H218V183H217ZM237 184H235V186H236ZM89 186V185H88ZM209 188V189H208ZM231 188V187H230ZM236 188H237V186H236ZM239 188H240V186H239ZM241 188H242V186H241ZM107 189V188H106ZM108 191V193H109V190H107ZM120 191H122L121 193H120ZM260 192V191H259ZM102 193H103V190H102ZM3 194V193H2ZM164 194V196H166V199H162L161 198V195H163ZM230 195V194H229ZM258 195H260L259 196V201H264L263 199L262 200H260L261 198V196H263L262 195V192L260 193V194H258ZM17 197V194H16V192L15 193H13V194H10V195H8V196H5V195H2V196H0V224L2 223V222H4V221H7L8 219H9V216H10V214H11V212H12V208L14 207V202H15V198ZM264 197V196H263ZM262 197V198H263ZM165 198V197H164ZM113 201V202H114ZM214 201V202H213ZM111 205H112V203H111ZM235 205V204H234ZM244 207V206H243ZM247 207V208H248ZM112 208V209H113ZM240 209V208H239ZM244 209H245V207H244ZM259 209H257V210H259ZM114 210V209H113ZM238 209H236V211H237ZM241 210H243V209H241ZM236 211H235V213H236ZM260 211V210H259ZM260 211V212H261ZM260 213V214H263V213ZM194 213V212H193ZM234 213V214H235ZM243 213H245V216L243 215V220H244V222H248V216L250 215V213L249 214H247L246 215V212L244 211ZM255 213V215H257V212L255 211L254 212ZM254 213H253V215H254ZM115 214V213H114ZM177 214H179L178 216H180V217H178V219L177 218H175L176 220H178V221H176V222H174L173 220H171V219H169L170 220V222L168 221V223H164V221H165V217H168V216H173V215H177ZM237 214V213H236ZM240 214V213H239ZM242 215V214H241ZM252 215V214H251ZM259 215V214H258ZM235 216H238V214L237 215H235ZM177 217V216H176ZM226 217V216H225ZM252 217V216H251ZM261 217V216H260ZM262 217H263V215H262ZM165 218V219H164ZM174 219V220H175ZM218 219V220H219ZM228 219H229V217H228ZM227 219V220H228ZM242 219V218H241ZM141 220V221H140ZM251 220V219H250ZM136 221V222H137ZM114 222V221H113ZM136 222H133L134 224L136 223ZM142 222V223H141ZM148 222H150V223H148ZM174 222V226L172 227V229H171V225H172V223ZM218 222H220V221H218ZM227 222V221H226ZM242 222V221H241ZM252 222V221H251ZM190 223V222H189ZM224 223V222H223ZM225 224V223H224ZM136 225V224H135ZM185 225V224H184ZM243 225H244V223H243ZM187 226V225H186ZM231 227H232V225H230ZM259 226V225H258ZM166 227H167V229H166ZM170 227V228H169ZM229 227V226H228ZM245 227H246V224H245ZM251 227V226H250ZM180 228V227H179ZM185 229H187V227H184ZM183 228V226H182V229H184ZM205 228V227H204ZM235 228V227H234ZM190 229V228H189ZM236 229V228H235ZM180 230H181V228H180ZM197 230V229H196ZM199 230V229H198ZM206 230V229H205ZM225 230H227V229H225ZM175 231H177V230H175ZM143 232V231H142ZM180 231H178V233H179ZM218 232V231H217ZM184 233V232H183ZM213 233V232H212ZM148 234V233H147ZM174 235H175V233H173ZM172 234V235H173ZM180 235H183L181 232L179 233ZM241 234V233H240ZM4 235V233H3V229L2 230H0V247L2 246V243L3 242H5L6 240L4 239V237L5 236H3ZM186 235V234H185ZM215 235V234H214ZM159 236V235H158ZM171 236V235H170ZM130 237V236H129ZM193 237V236H192ZM202 237H204L203 235H202ZM205 237H206V235H205ZM250 237V236H249ZM166 238H168V239H166ZM174 238H175V236H173V240H174ZM201 238V237H200ZM256 238V237H255ZM141 239V238H140ZM204 239V238H203ZM160 240H157V244L159 243H161L162 241H160ZM243 241H244V238L242 239ZM188 241V240H187ZM120 242V241H119ZM169 242H171V241H169ZM199 242V241H198ZM210 243L211 244V246L212 247H214V246H217V243H218V241H217V239H216V235H215V237L214 236H208V239H207V241H206V243ZM139 243V242H138ZM137 243V244H138ZM179 243V242H178ZM249 243V242H248ZM180 244V243H179ZM182 244V243H181ZM203 244H204V242H203ZM202 244V246H204ZM173 245H175V246H177L176 244H173ZM134 246V244H133V242L131 241V240H127L126 241V243H118V248H119V251H121V253H122V262L121 263H124V264H156V263H145L146 261H150V259H153V260H155V257H151V258H146V255H148L147 253L145 254V252H144V255L142 256V257H144V258H142V257H140V259H139V261H138V259H137V257L139 256H136V255H134V253H133V255L134 256H136V259H137V261H136V259H134V256H132L131 257V260H133V262H135L136 261V263H129V260H128V255H127V250L129 249V250H131V247H133ZM139 246V245H138ZM190 246V245H189ZM206 246H208V245H206ZM148 247V246H147ZM170 247V246H169ZM173 247V246H172ZM200 247V246H199ZM198 247V248H199ZM212 247H210V248H212ZM209 248V247H208ZM141 249H143V248H141L140 247V250ZM171 249V248H170ZM169 249V250H170ZM188 249V247L186 248V250ZM264 249V248H263ZM133 250V249H132ZM139 250V249H138ZM233 250V249H232ZM240 250V249H239ZM145 251V250H144ZM167 251V250H166ZM191 251V250H190ZM203 251V250H202ZM131 252V251H130ZM158 252H160V251H158ZM184 253H186L185 251H178V252H176V253H174V255H172L173 257H177V258H186L185 257V255H184ZM234 253V252H233ZM238 253V252H237ZM142 254V253H141ZM157 254V253H156ZM200 254H202V253H200ZM215 254V253H214ZM221 254H222V251H221ZM130 255V254H129ZM216 256V255H215ZM121 257V256H120ZM260 257H262V256H260ZM259 257V258H260ZM146 258V259H145ZM158 258H159V256H158ZM193 258V257H192ZM196 258V257H195ZM214 258V257H213ZM230 258V257H229ZM141 259H142V261H144L145 260V262L144 263H141L142 261H141ZM144 259V260H143ZM232 259V263H229L228 262V264H256V263H258V262H256L255 261V259H252L251 257H249L248 255H246L245 253H244V250H242L241 251V254H237V255H235L233 258H231ZM229 261V260H228ZM173 262H175V261H168L167 263H159V264H183V263H173ZM209 262V261H208ZM221 262V261H220ZM220 262H219V264H220ZM256 262V263H255ZM260 263V262H259Z\"/></svg>", "mask_w": 264, "mask_h": 264}, {"label": "crops", "instance_id": "crops-1", "mask_svg": "<svg viewBox=\"0 0 264 264\" xmlns=\"http://www.w3.org/2000/svg\"><path fill=\"white\" fill-rule=\"evenodd\" d=\"M49 1L50 0H42L40 3H36V0H35L33 2V4L26 10H24L21 7V4H22L21 2H17L16 5L13 7L12 12L9 14H11V15L13 14L15 17H17L18 20L20 19L19 21L21 22V19L23 18V15H24L22 13H24V12L28 13V14L30 13L29 14L31 16L30 18L34 17L32 20L36 22L35 18H38V17L43 15L42 12L44 11V8L42 6L43 5L45 6V2H49ZM25 2L26 1H24V3ZM37 25H39V24H37ZM2 26L3 25H1V28H0V81H1V79H3V81H4L3 87L5 89V92L10 95L9 117H13V120H14L16 115H18V114L20 115L19 116L20 117V119H19L20 127L18 129V132L16 133L15 136L10 135L11 138L12 137L15 138V141L9 142L7 147H5V149H4V151L7 152V154L9 153V155L16 157L15 160H12L10 158V156L8 158H6V161H8V162H6L4 164V166L1 170L2 177H4V179H6V180H10V178L13 176V173L15 171L13 163L18 162L21 165L25 166V165H28L29 163H31V161L38 159L39 153H40L39 148L41 147L42 140H44L46 128H43L40 123H38L34 120L32 126L29 130L27 138H26V135L25 136L22 135L23 137H19L25 122L27 120H29L26 118V116H23L21 114V108H22V103H23V100H21V99H24V96L28 91H26L24 93L22 92V90L18 91L16 94L17 99L15 100L14 96H13L14 92L12 93V91L7 89L6 86L8 83V79L12 73V70H13L12 68H13V63L15 61V55H18V53H20L24 48H26L27 45L23 44V45H19V46L18 45L13 46L11 43L12 38L17 39L18 37L15 36V32H13V31L7 32L6 30H1ZM34 30H33V32H34ZM15 49H17V50H15ZM28 103H29V101L25 102V104H28ZM43 103L40 104L41 107L43 106ZM41 107H38V109H37L39 112L41 111ZM34 131H35L36 135L34 134ZM25 133H27V132H25ZM18 138L22 139L23 141L26 138V140L24 143L23 142L20 143L18 141L19 140ZM6 149L8 151H6ZM5 152L2 155V159L5 155ZM24 154H26V156H24ZM23 156H24V158H23ZM40 159H41V156H40L39 160ZM39 160H38V162H39Z\"/></svg>", "mask_w": 264, "mask_h": 264}]
</instances>
